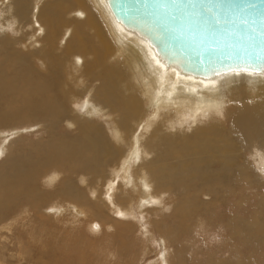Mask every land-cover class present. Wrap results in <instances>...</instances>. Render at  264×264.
Wrapping results in <instances>:
<instances>
[{"label":"bare ground","instance_id":"6f19581e","mask_svg":"<svg viewBox=\"0 0 264 264\" xmlns=\"http://www.w3.org/2000/svg\"><path fill=\"white\" fill-rule=\"evenodd\" d=\"M159 45L140 26L117 17L109 0H0V131L18 126L24 131L33 121L49 132L44 142H26L22 133L0 146L5 155L0 165V220L8 221L4 212L12 217L32 209L37 222L33 220L36 233L30 236L41 244L43 238H37L47 232L59 243L57 233H74L81 218L88 216L79 208H94L92 216L98 219L85 224L92 234L105 233L94 241L88 234L85 250L83 242L79 245L83 236L66 246L72 255L79 253L78 264L86 261L84 253L100 258L95 262L90 256L87 262L103 264L110 250L106 236L118 234V250L125 249L130 239L124 236L134 232L135 224L120 219L131 217L146 193L145 215L152 214L156 226L151 223V232L144 236L151 245L155 232L172 240L164 249L168 264H195L188 259L196 250L189 239L198 232L200 215L206 211L213 216L211 207L227 204L235 195L238 210L249 208L253 197L256 203L250 208L258 209L249 217L242 212L229 216L225 226L232 240L225 238L223 245L237 255L242 238L264 244V222L258 221L264 213V64H237L200 74L162 53ZM94 83L98 85L89 96ZM75 102H82L83 110L90 106L99 118L73 110ZM210 119L214 121L208 123ZM224 120L231 122L234 137ZM65 125L76 133L62 131ZM156 134L161 139L153 144ZM3 140L5 134L0 133V145ZM162 142L167 144L161 147ZM135 159L138 165L133 168ZM248 187L251 195H245ZM166 196L177 198L169 201L175 203L176 228L162 225L160 205ZM56 198L52 205H67L63 211L73 208L61 225L49 220L59 222L63 215L49 217L44 210V204ZM95 208H111L122 218L105 217ZM2 225L0 229L8 226ZM180 236L184 240L177 248L173 244ZM218 251L208 249L206 263L200 264H238L219 257Z\"/></svg>","mask_w":264,"mask_h":264},{"label":"rangeland","instance_id":"374dc122","mask_svg":"<svg viewBox=\"0 0 264 264\" xmlns=\"http://www.w3.org/2000/svg\"><path fill=\"white\" fill-rule=\"evenodd\" d=\"M75 7H76V5H75ZM68 16H69V14H68ZM116 43H118L117 44L118 46H121V44L119 42H116ZM142 79H143V77H142ZM143 82H144V80H143ZM95 84L96 83L89 85L90 86L89 96L92 92H94V89L98 85V84H96V85ZM134 84L136 86L137 82H134ZM91 103H92V106H94L93 105L94 103L92 101H91ZM82 108H83L82 102H80V103L75 102L74 106H72L73 110H76V111L81 110V113L83 116L91 117L92 119L93 118H96V119L99 118V116H98L99 114L97 112H94L96 115H93L94 113H92V108L90 106H88L84 110ZM139 120H142V119H139ZM210 120H207L208 123L214 121L213 119H210ZM223 123L225 124L224 128H227L230 132L231 122L229 120H224ZM33 124H35V125H33ZM26 127L28 129H25L24 131H21V130H23V126H18V127H14V128L8 129V130L5 129L3 131H0V133L5 134V140H3L1 142V145H0L1 148L6 147L10 143L11 140H16L19 135L20 136H22V135L26 136V138H27V139L25 138L26 142H30V141L35 142L36 141V143H38L37 140L44 142L43 138H45V140H46L49 137V132H46V129H45L43 124H38L36 122L33 123V121H32V123H30L29 126H26ZM65 127H66V129H63L62 131L66 132V133H73L72 132L73 127H70L67 125H65ZM15 128L17 130L20 129L21 133H20V131H16ZM39 129H40V131H39ZM18 132H19V134H17ZM10 133L17 134V135H15V136L13 135V137L11 138ZM22 133H24V134H22ZM75 133H76V131L73 134H75ZM160 135L156 134V136L152 138L154 140L153 144L157 143V141H155V140L161 139ZM230 136L234 137V133L230 132ZM23 142H21L20 144H23ZM160 144L162 147V146H165L167 143L164 144V142H162ZM17 147H18L17 144H15L12 151H15L17 149ZM156 150L158 152V149H156ZM170 154H172V153H170ZM4 157H5V155H2V153L0 152V165L5 160ZM165 157L168 158L167 155H165ZM136 165H138L137 159H135L133 161V168ZM65 176H69V173L65 174ZM78 179H79V181H81V177H79ZM262 179H263L262 181H264V174L262 175ZM39 181H38V183H39ZM101 182H103L102 179H101ZM42 185H45V184L42 182ZM79 185L80 186L82 185V187H83V185L85 186V184H82V182H80ZM141 185H143V184L141 183ZM51 188H53V187H51ZM134 189H135V191H137V188H134ZM248 190H249V187L246 190L245 195H251L252 190H249V191ZM143 195H145V196H143ZM141 196H143V197H139L140 202L138 203L137 208H134L136 211L133 209L134 212H132V214L130 215L131 217H125L123 219H120L122 217L117 216L116 211L111 212V208H101V209L95 208L96 211H101L105 217H107V216L113 217L114 216L113 218H115V219H117V217H120V218H118V220L119 219L122 221L130 220L135 224L133 226V228L135 227L134 232H132V234H128V235L124 236L125 238H127V240L130 239V240H128L129 243L127 244V246H125L126 250L125 249H122L121 251L118 250L117 243L120 242V238H119L120 236L118 234H115V236L113 235L114 237L113 236L110 237V234H108L106 236V239L108 241L107 248H109L110 250H106L107 262L104 260L103 264H130V263L131 264L132 263L133 264H157V263L158 264H162V263L168 264L165 261L166 259L164 256V249L165 248L167 249V246H166L167 242L172 241V240H170V238L166 235H162V234L160 235L159 232H155V237H156L155 241L156 242H154V240H153L152 245H151L150 238L147 235L144 236V234L151 232V229H150L151 223H152L153 227H155L156 225H154L155 222L152 220V218H153L152 214L145 215L144 210L146 208H143V201L147 200L149 198V195L146 193H143ZM201 198L207 199V200L212 199V197L210 195H205V196L203 195V197H201ZM153 199H152V201H153ZM172 199L173 198L170 199V198H167V196H166V199L163 201V205L162 204L160 205V206H162V207H160L161 208L160 213L162 215V218L164 219V220L162 219L164 221V223L162 224L163 226H170L171 225L170 227L176 228L175 227L176 223H175L174 217H172V214L175 211V207H174L175 203L172 204L169 202ZM51 200L52 201L50 202V204H48V203L44 204V207H45L44 210L46 209V211L49 213V217H50V215H53V214L56 215V217H63L64 216L63 217L64 219H62L59 222L56 220V218H50V220H49L51 223L54 222L57 225H61V223L63 221H65V219L67 218V214L69 213V211H73V208H72V210L63 211L62 210L63 207L66 208L67 205L66 206L65 205H52L51 203H53L54 200L57 201L58 199L56 198V199H51ZM173 200H175V202H176L177 198H175ZM236 201H237L236 196L232 195L230 200H228L227 204L224 202V203H220L218 205H214V207H211V208H213V211H214L213 216H212V213H207L206 211L200 215V218H199L200 219L199 220L200 225L197 228L198 232H196V230H194V232L191 233L192 236L189 239V241L191 242L192 251L194 249H196L193 251L192 254H190V255H189V253L187 254V255H189V257H188L189 261H193L194 263L196 262L195 264L206 263V260L208 257L207 250L210 249L214 253H216L218 251V249L221 248L222 250L220 252L218 251L219 257L223 256V257L229 258L231 261L238 262V264H264V244H263V242H259V244L257 242L254 245H252V244L248 243L245 240V238H242L243 242H238L239 249L237 250V253H238L237 255L233 254V251H231L232 248L230 245H228V244H226L225 246L223 245V242L226 241L225 238L232 240L231 238H228L229 229L226 228V226H225V224H226L225 222L228 221L229 216H231L234 212H242L244 217H249L256 212V209H258V208H250L251 204L256 203L255 197H253V199L251 201L252 203L247 204V207H249V208L241 207V209L238 210L239 207L236 206V204H237ZM23 204H25V202ZM71 205H73V204H71ZM171 205L173 207H171ZM73 206L77 207V204L73 205ZM151 206L152 205H150L149 208H152ZM48 207H52V208H48ZM54 208L57 209V211H58V209H61V211L56 212V210H54ZM51 209H53V210H51ZM79 209L82 211H84V210L87 211L88 216L81 218L80 224H79V226H77V231L75 230L73 233L71 231L72 229L71 230L67 229L66 234H65V232L60 234V235L57 233V235H58L57 239L59 240V243L54 241V239H53L54 237H52L51 235H49L46 232L41 238H37V239L43 238V241H41L42 242L41 244L36 243L35 235L30 236L32 232L36 233L35 231H33V228H32L33 220H34V222H37V216H35V213H36L35 211H33L31 209L29 211L30 212L29 213L28 211L25 212V211L21 210V212H18V214L16 213V214L12 215V217L9 216L10 215L9 212H4V213H6V217L8 218V221L6 222L8 224V226L7 227L4 226V225H6V223L3 222L4 219L0 220V222H1L0 225H2L4 223V225H2V226H4L3 229H0V264H35V263L36 264H69V263L70 264H78L76 259H77V257H79V253H77L76 255H74V254L72 255V252H74V251H72L71 247H69L70 251H72V252H70L68 250L67 246L72 245V243L74 242L76 237H82L83 236L82 237L83 239L79 240V245L83 242L82 245H80V246H81V248H83L85 250L86 248L84 245V240H85L86 236H89L88 234L93 235L92 238H94V239H92V240L94 241L98 238L100 239V237L103 235V233H105V229H104L100 233L97 232L96 235H95V233L92 234L91 233L92 231L90 230V228L87 227V225L85 224V222H90V221L98 219V217L92 216V214L94 213V208H85V209L79 208ZM90 209H92V210L90 211ZM146 211H147V209H146ZM25 213H29L30 216L24 219ZM104 213H106V215ZM61 215H63V216H61ZM65 216H66V218H65ZM15 217H17V218H15ZM31 217H32V219H31ZM91 217H92V219H91ZM22 218H23V220H22ZM67 220L68 219H66V221ZM258 221L260 224H261V222H264V213L262 215L259 214V220ZM201 223L202 224L204 223V227H202ZM65 230L66 229L64 228V231ZM79 230L81 231L82 234L79 232ZM173 230H176V229H173ZM203 230H204V232H203ZM107 232H109V231H107ZM41 233H42L41 228H38V234H39L38 237H40ZM196 234L198 236V239L196 238ZM71 235H72V237H71ZM73 238H74V240H73ZM164 238H166L167 240H164ZM146 239H148L150 242ZM62 240H65L66 244H62ZM183 240H184V238H182L180 236L178 238V241H176V244H173V245L177 248H180ZM37 242H38V240H37ZM131 242H133V243H131ZM192 243H194L193 247H192ZM243 243H244V246H243ZM61 244L63 247L61 246ZM115 244H116V246H115ZM129 244L131 246H129ZM132 245H134V246H132ZM149 246H152L153 249L150 248L152 250H148L147 248H149ZM198 247H200V249ZM116 248H117V250H116ZM62 250L64 251V253H62ZM177 250H179V249H177ZM202 250H203V252H202ZM223 250H224V252H223ZM139 251H142V252H139ZM84 254H85L84 258L86 259L84 264H86V263L92 264V263L87 262V259L90 258V256L91 257L94 256L93 257L94 259L92 258V261H95L96 258H97L96 259L97 261L100 259L97 257V255H94V254L92 255L91 253L90 254L84 253ZM238 256L240 257V259ZM175 258H176V256H175ZM132 260H135L136 263L132 262ZM56 261H60V262H56ZM99 262H100V260H99Z\"/></svg>","mask_w":264,"mask_h":264},{"label":"water","instance_id":"95a60500","mask_svg":"<svg viewBox=\"0 0 264 264\" xmlns=\"http://www.w3.org/2000/svg\"><path fill=\"white\" fill-rule=\"evenodd\" d=\"M109 3L123 22L134 23L154 36L162 53L191 71L208 74L237 64H264V0Z\"/></svg>","mask_w":264,"mask_h":264}]
</instances>
